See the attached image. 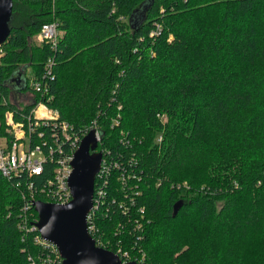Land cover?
Instances as JSON below:
<instances>
[{
    "label": "trees",
    "instance_id": "16d2710c",
    "mask_svg": "<svg viewBox=\"0 0 264 264\" xmlns=\"http://www.w3.org/2000/svg\"><path fill=\"white\" fill-rule=\"evenodd\" d=\"M145 2L13 0L0 131L7 110L30 113L39 94L29 82L52 56L47 104L76 131L95 119L98 149L131 156L141 175L126 199L125 247L145 264H264V0H151L132 26ZM47 21L58 24L55 47L36 39ZM51 128L37 131L49 139ZM16 181L0 173V264H31L43 248L20 228ZM118 211L110 202L113 216L97 220L111 226Z\"/></svg>",
    "mask_w": 264,
    "mask_h": 264
},
{
    "label": "built area",
    "instance_id": "2783aa9c",
    "mask_svg": "<svg viewBox=\"0 0 264 264\" xmlns=\"http://www.w3.org/2000/svg\"><path fill=\"white\" fill-rule=\"evenodd\" d=\"M37 33L36 39L39 42L45 41L52 47L56 46L59 33L56 21L43 23ZM46 61L40 77L29 82L31 90L39 94L35 102L32 99L33 102L29 101L33 104L30 113L25 116V120L20 121L13 119V112L7 110L4 114L5 125L0 131V173L7 178L15 177L17 184L22 187L24 204L20 214V228L24 235L30 231L36 232L33 238L43 247L36 257L27 255L31 264H41V262L61 264L63 260L58 246L37 231L38 217L31 208L34 207L33 200L40 198L50 202H67L72 196L68 186V176L72 169L71 158L79 141L90 130L95 132L97 145L101 141V131L95 119L76 131L67 121L58 118L56 108L47 104L46 101L49 100L47 81L52 76L53 57L49 56ZM158 116L162 121L166 119L165 114ZM50 125H52L50 138L45 139V135L42 131H37V127ZM36 132L39 133L40 141L32 145L31 141ZM123 137L119 141H122ZM161 139L162 134H159L156 140L159 142ZM96 150L101 152L102 160L94 181L93 205L86 214L87 230L95 244L114 250L123 263L134 260L136 264H145L144 256L125 247L124 238L121 236V231L125 230V223L132 218L126 199H132L133 193L137 191V185L132 181L140 178L141 175L134 173L131 156L122 152L111 155L110 149L104 147L98 149L97 146ZM48 169L49 173H46ZM43 172L46 174L45 178L38 179ZM112 176H116L119 185H112ZM110 202H118L119 211L116 214L118 224L115 221L111 226L107 223L102 225L98 222V217L106 219L113 216L112 213L109 214ZM139 210L142 208L139 207ZM120 215H123V218ZM139 239L140 237H137L133 242L136 244Z\"/></svg>",
    "mask_w": 264,
    "mask_h": 264
},
{
    "label": "water",
    "instance_id": "95a60500",
    "mask_svg": "<svg viewBox=\"0 0 264 264\" xmlns=\"http://www.w3.org/2000/svg\"><path fill=\"white\" fill-rule=\"evenodd\" d=\"M151 0H146L133 13L134 26L144 18V12ZM13 0H0V45L9 35L12 22ZM19 76V75H18ZM20 76L16 82L20 83ZM15 82V83H16ZM95 132L90 130L79 141L72 156V169L68 176L71 198L65 203L34 199L37 212V231L56 244L62 256L61 264H136L134 260L122 262L121 257L109 248L95 241L87 230V212L93 205L94 181L101 163V152L97 151ZM183 203L182 198L174 202L175 215ZM41 264H51L41 262Z\"/></svg>",
    "mask_w": 264,
    "mask_h": 264
},
{
    "label": "rangeland",
    "instance_id": "374dc122",
    "mask_svg": "<svg viewBox=\"0 0 264 264\" xmlns=\"http://www.w3.org/2000/svg\"><path fill=\"white\" fill-rule=\"evenodd\" d=\"M29 72H30V69L27 70L25 73H29ZM21 73H22V71L20 72V74H21ZM20 74H19V76H20ZM23 74H24V72H23ZM14 82H16V79L14 80ZM16 83H18V82H16ZM25 98H26L25 95H24V96H21L19 92H15L14 97H13V100H14L16 103L21 104L23 101H24V103H25V101H27V100H29V99H32L31 96H30V98L27 97V100H26ZM116 223L118 224V221H116ZM134 252H136V251H134ZM137 252L140 253L141 250H139V251H137ZM141 254L143 255L142 252H141Z\"/></svg>",
    "mask_w": 264,
    "mask_h": 264
},
{
    "label": "flooded vegetation",
    "instance_id": "af4514ba",
    "mask_svg": "<svg viewBox=\"0 0 264 264\" xmlns=\"http://www.w3.org/2000/svg\"><path fill=\"white\" fill-rule=\"evenodd\" d=\"M12 85H13V83H12Z\"/></svg>",
    "mask_w": 264,
    "mask_h": 264
}]
</instances>
